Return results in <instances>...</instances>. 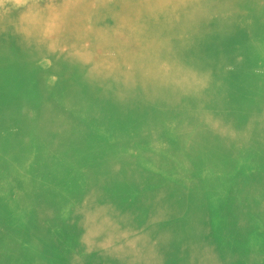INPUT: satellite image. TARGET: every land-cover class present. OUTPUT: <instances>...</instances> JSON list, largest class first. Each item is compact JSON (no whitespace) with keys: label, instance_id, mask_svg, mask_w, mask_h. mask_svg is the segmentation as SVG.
<instances>
[{"label":"rangeland","instance_id":"rangeland-1","mask_svg":"<svg viewBox=\"0 0 264 264\" xmlns=\"http://www.w3.org/2000/svg\"><path fill=\"white\" fill-rule=\"evenodd\" d=\"M144 1L28 0L25 6L17 7L12 0H5V3L0 6V16L9 11L21 9L20 11H24L26 15L33 14L40 18L43 27L54 26L59 29L61 26L62 31L66 30L67 27L73 31L83 27L90 30L100 22L102 17H106L108 20H112L116 15H126L127 17L126 21L129 22V31L132 36L129 35L131 37L128 38L127 42L129 50L126 48L123 50L124 58L120 56L119 53L122 48L120 47L118 51L116 42L115 44L107 42V40L102 39V36L97 39L96 36L89 39L83 38L84 43L80 49L91 53L96 62L99 63L98 69L101 66V69L104 70L98 77L101 83L100 86L93 83L82 87L80 96L69 100V104L71 106L74 104L76 109V103L79 102L80 108L76 114V110L73 109L71 112L64 113L63 119H58L60 120V129H68L75 124L79 128V137L82 136L84 140L100 141L99 134L101 133L106 136L101 138L116 137L118 140L121 139L123 143L125 138L137 132L134 125L125 123L117 113L119 109H123L127 105L124 99L131 98L130 91L124 88V85L120 83L121 81L116 80L119 73L118 69L125 70L127 67L124 59L129 60L128 68L133 72L141 69L139 66L148 67L150 72L155 71L158 67L166 66L168 70L164 73L165 75L172 73L179 79L190 78L193 79V82H209L210 88L207 93L219 95L226 104L225 108L233 112L240 110L238 100L243 99L248 85L253 80L256 81L259 77H264L261 75L264 73V52H261L264 51V44L262 43L264 41L256 40L258 41L256 43L254 35H251L250 40H254L255 43L252 41L249 43L239 36V32L233 29L235 27L230 28L231 26L226 25L224 21L222 22L223 19L232 16L234 12H238L244 7L251 8L256 0H242V3L246 4L242 8L236 5L238 2L241 4V0H162L169 5L164 9H158L152 2V10H149L150 15L146 14L148 17L150 16L151 21L146 15L138 16L139 9L143 10L141 4ZM177 2L182 10H174L173 3ZM260 2L264 6V0H260ZM161 10H164L163 15H175L169 18L172 20L167 22L168 25L162 27L157 23V19L161 18L159 17L161 14L158 13ZM18 23L16 22V25ZM107 25L108 22H105L104 26ZM54 27L52 28L54 29ZM3 38L4 32L0 31V40ZM80 42L82 41L80 40ZM130 44H132L131 47ZM91 45L93 46L90 47ZM244 48L246 51L241 53L240 50ZM258 50L260 53H257ZM42 60V63H46L43 66H47L49 59ZM51 77L53 79L50 80V85L55 84L53 87H56L60 80L53 74ZM226 79L231 82L230 87L222 85L221 82ZM182 82L183 80H180V83ZM199 86L200 88L196 89L197 87L191 83L188 88H185V97L191 101V105H195L196 99L201 97L200 94L203 92L200 89L205 91V88ZM114 96L120 97V99L114 100ZM89 97L94 99L89 100ZM60 101L61 97H56L53 105L59 104ZM137 101V98H132L130 105L138 106ZM12 103L19 106V113L22 114L24 110H28L31 114L29 117L27 116L25 121H19L16 117H12L5 123L6 127H1L8 133L4 134L0 140V160L7 161L9 159L15 163H10L7 171L1 173L3 179L0 176V264H184L178 259L184 258L185 255L191 256L190 259L193 262L205 258L208 261H213L214 264H230V260H236V258L241 259L239 264H247L248 262L242 261V259L247 256H254L258 260V264H264V250L260 244L245 245L246 251L242 252L232 250L227 242L231 238L227 241H224L225 238H223L222 228L225 226L224 222L221 221L224 220H220L218 214L213 210L205 209L201 202H196L192 195L186 193V188L181 187V184H178L180 186H178L176 200H179L180 204L185 205L187 209L185 210L182 206L183 210L179 209L178 212H172L169 207L163 210L162 216L167 218L169 222L167 224L174 226L172 228L174 230H170L171 232L168 234L176 237L181 234V230L183 232L191 231L190 227L194 223L193 218L197 216H202L203 220H207L201 231H192L186 235L183 245H179V247L171 244L166 245L155 236L157 233L153 235L152 224L134 222L137 214H134L135 209L131 206L135 204L140 194V188L143 190L152 188V183H150L152 180L145 182L143 187L129 188L126 193L117 192L109 195V200L116 201L119 208L127 207L125 210L128 212V217L117 219L111 210H107L103 215L111 216L109 221L106 222L104 216H100L105 227L93 228L91 220L83 210L77 208L73 197L72 200H68L70 196L66 197L65 194H63L65 198L57 196L59 194L54 190L55 186L51 179L54 163L70 161L75 158L71 162L73 168H82L84 164L78 161L75 156L69 158L63 151L51 158L48 163L44 162L43 159L41 160L40 155L47 152L48 149L47 147L41 149L42 136L38 134V126L41 125L42 121L33 120V118L42 109L34 106L32 102L22 96H18ZM9 108L10 106L4 111L0 110L1 115L4 113V118L1 119L5 120V114ZM193 108V106L188 109L163 107L161 110L157 105L148 106L142 113V117L144 119L152 118L154 125L145 134L143 133L144 136L141 137L140 142L134 144L136 140L132 144L130 143L126 147V152L137 155L139 152L154 150L165 151L166 154L170 155L173 150L179 148L180 143L185 142L188 133L182 138L180 137L179 140L176 139L177 143L171 137V133H164L163 128L168 127L170 131L183 130L188 125L187 123L195 119L191 117L193 114L189 115ZM250 108L248 107V109ZM101 114H104L108 121L101 127L102 131L98 133L94 126V120H96V116L102 120ZM256 121L257 119L251 121L252 123L249 125H256ZM36 122L40 124L38 125ZM233 122L236 123V120ZM238 122L242 121L238 120ZM196 128L197 126L192 124L189 127V132H195ZM225 130L226 128H224ZM148 134H151L148 137L150 140H145ZM53 136L50 135L49 138L53 139ZM8 143L15 144L16 149L11 153L12 159L9 158V152L5 147ZM94 149L96 148L88 147L85 149L79 146L77 153L81 152L88 155ZM246 151H248L247 146L241 144L239 152L232 157V163L229 164L238 169L240 164H244L248 160ZM262 153L264 154V147ZM152 160L156 159H150L149 166L156 174L167 178L190 181L191 187L200 188L198 192L200 195H208L213 191L209 188V183L214 178V168H208L206 172L202 173H191L188 170L189 162L186 157L179 160L167 157L165 164L158 162V160ZM104 170L113 178L114 184L125 182L126 176L120 172L119 168L113 167V170ZM245 172L252 176V179L264 173L263 166L254 163L248 166ZM119 176H123L120 181L116 179ZM84 177H87L85 180L89 182V177L87 175ZM240 188L235 181L228 182L221 187H216L214 194L238 192ZM253 191L256 192V189ZM45 197H48L47 201H44ZM246 201L248 200L246 199ZM260 201L264 202V196L260 200L256 198L258 205ZM98 202L104 204V201ZM41 203L45 204L46 209H50V213L51 210H54L48 221L46 217L45 219L42 218L43 213L39 208ZM188 206H192V210H188ZM147 213V210H142L138 214ZM180 215H184L186 218ZM243 216L246 217V215ZM41 220H43L42 224H45L39 232L37 231L39 226L37 223H40ZM218 220L219 227H215L214 230L211 229L210 225L217 223ZM113 224L116 226L112 228L111 225ZM254 229L249 230L248 234H252ZM84 233L87 235L78 244L76 237L81 238ZM201 239H204L205 242L203 243ZM35 241L41 247L40 252ZM262 241L260 240L261 245ZM261 249L263 254H258V250Z\"/></svg>","mask_w":264,"mask_h":264},{"label":"bare ground","instance_id":"bare-ground-1","mask_svg":"<svg viewBox=\"0 0 264 264\" xmlns=\"http://www.w3.org/2000/svg\"><path fill=\"white\" fill-rule=\"evenodd\" d=\"M152 2L158 9H164L169 5L162 0H145L143 3L140 2L145 12L139 9L138 16L150 15L149 10H152ZM253 4L251 8L244 7L246 4L242 3L241 0V4L238 2L236 5L244 8L222 20L226 25L231 26L230 28L235 27L233 29L239 32V36L249 43L251 41L253 43H257L260 40L264 41V6L260 0L254 1ZM173 6L174 10H182L178 2L173 3ZM86 9L88 10V8ZM20 10L9 11L0 16V31L4 32V38L0 40V110L4 111L10 106L7 114H5V120L1 119L4 118V113L2 115L0 113V140H2L4 134L8 133L7 130L3 129L6 127L5 123L7 121L12 119V117H16L19 121H25L27 116L29 117L31 114L28 110H24L22 114L19 113V106L12 103L18 96H22L32 102L34 106L42 109L33 118V120L42 121L41 125L38 126V134L42 136L41 149L42 147H47L48 149L47 152L40 155V159L48 163L51 158L63 151L69 158L75 156L78 161L84 164L82 168H73L71 162L75 158L70 161L54 163L52 165L51 179L55 186L54 190L59 194L57 196L65 198L63 195L65 194L66 197L70 196L68 200H72L73 197L77 208L83 210L89 220H91L93 228L105 227L100 216L105 214L107 210H111L117 219L128 217V212L125 210L127 207L119 208L116 201L109 200V195L117 192L126 193L129 188L143 187L145 182L152 180L150 182L152 183V188L150 190L140 188V194L135 204L131 207L135 209L134 214H137L134 222L152 224L154 228L153 235L157 233L155 236L158 237L160 242L179 247V245L184 244L185 237L189 232L201 231L207 223V220H203L202 216H197L193 218L194 223L190 227L191 231L183 232L181 230V234L176 237L168 234V232H171L170 230H174L172 229L174 226L167 224L169 223L167 218L162 216L163 210L169 207L172 212H178L179 209H182V206L185 210L187 209L185 205L180 204L179 200H176L178 197V186H180L178 184H181V187L186 188V193L192 195L196 202H201L205 209L213 210L218 214L220 220H224L221 221L224 222L225 226L222 228L223 238H225L224 241L231 238L227 242L232 250L236 252L246 251L244 249L245 245L255 243L260 244L264 250V202L260 201L259 205L256 203V198L260 200L264 196H260L264 194V173L252 179V176L245 172L246 168L253 163L262 165L264 172V154L262 153L264 147V77H259L258 80H253L248 85L243 99L238 100L239 107H241L240 110L233 112L225 108L226 104H224L225 102L222 101L219 95L207 93L210 88L209 82L198 83L193 82V79L190 78L179 79L172 73L165 75L164 73L168 70L166 66L158 67L151 72L148 67L142 66V68L139 66L141 69L133 72L128 68L129 60L124 59L127 67L125 70L118 69L119 73L116 80L121 81L120 83L124 85V88L130 91L131 98L128 100L124 99L127 105L123 109H119L117 113L125 123L134 125L137 132L125 138L124 143L121 139H116V137L111 139L101 138L103 136L100 133L102 131L101 127L108 121L106 116L101 114L102 120L98 116L94 120V126L97 132L100 133V141L93 139L84 140L82 136L79 137V128L75 124L68 129H60L59 127V121L64 118V113L75 109L76 114L78 108H80L79 102L76 103V109L74 104L73 106L69 104V100L76 96L79 97L82 87L93 83L100 86L101 83L98 77L104 70L101 69V66L98 69L99 63L96 62L95 57L91 53L80 49V46L84 43L83 38L89 39L92 36L93 38L96 36L97 39L102 36V39L107 40V42L114 44L116 42L117 50L119 51L120 47L122 48L119 54L124 58L122 55L123 50L125 48L129 50L127 42L128 38L132 36L129 31V22L126 21L127 17L126 15H116L112 20L102 17L100 22L90 30L83 27L73 31L70 27H67L66 30L62 31L60 25L59 29L54 26H52L54 29L52 27H43L41 19L36 15H26L24 11ZM163 11L158 12L161 14L159 16L161 18L157 19V23L161 27L168 25L167 22L172 20L169 18L175 16L163 15ZM151 16L153 17V15ZM149 17L147 16V18ZM16 22L19 23L16 25ZM105 22H108L107 26H104ZM63 33L64 35H62ZM251 35H254L255 42L250 40ZM116 38L117 40H114ZM262 43L264 44V42ZM129 46L131 47L132 44ZM240 51L244 53L246 48ZM261 52L264 51L262 50ZM257 53H260V50ZM42 59H49L47 66H43L46 63H42ZM52 74L60 80L56 87H53L55 84L53 86L50 85V80L53 79L51 77ZM261 75L264 76V73H261ZM180 80H183V82L180 83ZM191 83L197 87L196 89L200 88L199 85L205 88V91L200 89L203 93L200 94V98L196 99L195 105H191V101L185 97V88H188ZM221 83L223 86L230 87L231 85V82L227 79ZM56 97H61V101L59 104L53 105ZM132 98H137L138 106L130 105L132 104ZM90 99L94 98L89 97ZM119 99L120 97L114 96V100ZM156 105L161 110H163V107L177 109L183 107L188 109L193 106L194 108L189 112V115L193 114L191 117L195 119L187 123L188 125L183 130L170 131L168 127L163 128L164 133H171V137L175 140H179L180 137L182 138L187 133L188 137L170 155L166 154L165 151L158 152L154 150L139 152L137 155L135 153L133 155L128 154L126 147L136 140L134 144L140 142L145 132L154 125V120L152 118L144 119L142 113L148 106ZM248 107L251 108L248 109ZM256 119L257 124L250 126L251 121ZM234 120H236V123L233 122ZM238 120L242 122L239 123ZM36 123L40 124L39 122ZM192 124L197 126V130L190 133L189 127ZM155 125H157L156 122ZM224 128H226L225 131ZM50 135H54V138H49ZM149 136L151 134L146 135L145 140H150ZM177 140L176 142L178 143ZM241 144L247 146L248 151H246V154H248V160L244 164H240L238 169H235L229 163H232V157L239 152ZM79 146L85 149L88 147L96 149L92 150L91 154L85 155L81 152L77 153ZM5 147L9 152V158L12 159L11 153L16 149L15 144L8 143ZM167 157L176 160L186 157L189 162L188 170L191 173H202L206 172L208 168H214V178L209 183V188L213 191L208 195H200L198 194L200 188L191 187L190 181H184L179 178H167L156 174L149 166V160L156 159L158 162L165 164ZM10 163H15V161H9V159L7 161L0 160V176L2 179L3 175L1 173L7 171ZM113 167L119 168L120 172L126 176L123 184H114L113 178L105 173L104 169L110 171L113 170ZM85 175L89 177V182H86L85 179L87 177H84ZM122 177L119 176L116 179L120 181L123 179ZM234 181L241 187L238 192L214 194L216 187H221L228 182ZM253 189H256V192ZM180 192L182 193L181 189ZM50 198L52 199L51 196ZM47 200L48 197H45L44 201ZM98 201H104V204ZM39 208L43 213L42 218L45 219L46 217L48 221L54 210H51L50 213V209H46L45 204L42 203ZM142 210H147L148 213L138 214ZM188 210H192V206H188ZM243 215H246V217ZM180 216L186 218L184 215ZM110 219L111 216H104L106 222ZM42 221L37 223L39 225L37 231L39 232L45 224L44 222L42 224ZM218 225H220L219 220L217 223L211 224L210 228L214 230L215 227H219ZM115 226L114 224L111 225L112 228ZM252 229H254L252 234H248V231ZM86 235L84 233L81 238L76 237L78 244L84 240ZM57 237L59 238L58 235ZM260 240H263L262 245ZM201 241L205 242L204 239H201ZM35 243L40 252V245L37 241ZM29 250L31 251V248ZM191 250L193 251V249ZM258 254H263L262 249L258 250ZM215 256L218 259L217 255ZM258 257L263 258L261 256ZM190 258L191 256L185 255L184 258H179L178 260L184 262V264H214L213 261H208L205 258L199 259L198 262H193ZM242 261L248 262L247 264H258V260L254 256L244 257ZM240 262L241 259L239 258L230 260V264H239Z\"/></svg>","mask_w":264,"mask_h":264},{"label":"clouds","instance_id":"clouds-1","mask_svg":"<svg viewBox=\"0 0 264 264\" xmlns=\"http://www.w3.org/2000/svg\"><path fill=\"white\" fill-rule=\"evenodd\" d=\"M17 7H23L27 4L28 0H12ZM5 3V0H0V6Z\"/></svg>","mask_w":264,"mask_h":264}]
</instances>
